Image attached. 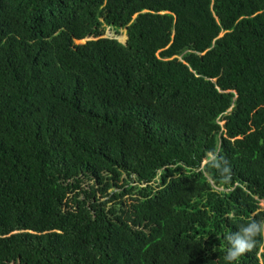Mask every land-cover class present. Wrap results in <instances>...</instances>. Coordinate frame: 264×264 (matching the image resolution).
Returning <instances> with one entry per match:
<instances>
[{"label": "trees", "instance_id": "1", "mask_svg": "<svg viewBox=\"0 0 264 264\" xmlns=\"http://www.w3.org/2000/svg\"><path fill=\"white\" fill-rule=\"evenodd\" d=\"M262 202L264 0H0V264H227Z\"/></svg>", "mask_w": 264, "mask_h": 264}, {"label": "clouds", "instance_id": "2", "mask_svg": "<svg viewBox=\"0 0 264 264\" xmlns=\"http://www.w3.org/2000/svg\"><path fill=\"white\" fill-rule=\"evenodd\" d=\"M239 231L229 234L226 239L228 248L224 255L227 264H238L239 259L257 247L256 237H264V220H250L246 224L238 225ZM264 249V246H262ZM261 264H264V255L258 253Z\"/></svg>", "mask_w": 264, "mask_h": 264}, {"label": "rangeland", "instance_id": "3", "mask_svg": "<svg viewBox=\"0 0 264 264\" xmlns=\"http://www.w3.org/2000/svg\"><path fill=\"white\" fill-rule=\"evenodd\" d=\"M124 35H127L126 32L124 31V29L121 31V35L120 36H116L115 32H113L110 29H107L105 37H110V38H117L119 41L121 40V38H123ZM78 43V42H77ZM111 191V190H110ZM109 191V192H110ZM261 206L264 209V202L261 203Z\"/></svg>", "mask_w": 264, "mask_h": 264}, {"label": "water", "instance_id": "4", "mask_svg": "<svg viewBox=\"0 0 264 264\" xmlns=\"http://www.w3.org/2000/svg\"><path fill=\"white\" fill-rule=\"evenodd\" d=\"M125 32H127V29L125 28L124 29ZM223 36V33H221L220 37ZM122 40H120L122 43H126L127 39H128V36L127 35H124L123 38H121ZM90 39H85V40H82V41H77L78 44H82V43H86L87 41H89Z\"/></svg>", "mask_w": 264, "mask_h": 264}]
</instances>
